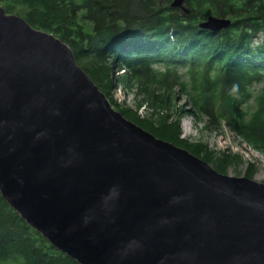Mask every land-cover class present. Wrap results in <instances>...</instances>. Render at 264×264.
I'll use <instances>...</instances> for the list:
<instances>
[{
	"label": "water",
	"instance_id": "obj_1",
	"mask_svg": "<svg viewBox=\"0 0 264 264\" xmlns=\"http://www.w3.org/2000/svg\"><path fill=\"white\" fill-rule=\"evenodd\" d=\"M0 191L81 264H264V181L127 118L68 43L1 5Z\"/></svg>",
	"mask_w": 264,
	"mask_h": 264
},
{
	"label": "trees",
	"instance_id": "obj_2",
	"mask_svg": "<svg viewBox=\"0 0 264 264\" xmlns=\"http://www.w3.org/2000/svg\"><path fill=\"white\" fill-rule=\"evenodd\" d=\"M172 2L0 0V5L68 43L77 61L88 58L83 69L105 85L106 93L115 84L136 89L143 96L140 106L149 103L155 116L144 119L126 108L119 111L155 136L215 161L219 171L242 159L190 142L181 137L178 122L170 124L172 89L180 85L196 115H205L214 125L225 119L230 130L264 155V85L254 92L264 80V40L255 42L264 32V0H185L181 9ZM80 12L93 23L91 31H86ZM210 16L231 23L220 30L201 27ZM182 67L188 79H182ZM251 99L256 105L248 111ZM0 264L81 263L22 218L0 191Z\"/></svg>",
	"mask_w": 264,
	"mask_h": 264
},
{
	"label": "rangeland",
	"instance_id": "obj_3",
	"mask_svg": "<svg viewBox=\"0 0 264 264\" xmlns=\"http://www.w3.org/2000/svg\"><path fill=\"white\" fill-rule=\"evenodd\" d=\"M166 1L167 0H160L161 3H165ZM183 6L185 7L184 4ZM179 8L181 9L182 7L179 6ZM78 17L85 25L86 31H91L93 23L85 17L84 12H80ZM263 40L264 32H261L258 38L255 39V42L261 43ZM82 61L78 59L77 62L80 63V66L83 68V65L88 64V58H84ZM156 68L163 67L156 66ZM178 70L182 79H188L189 75L186 67L179 68ZM116 73L117 71L114 72V75H116ZM109 76L110 79L113 77L112 72ZM96 83L105 93L114 109L120 110L121 108H126L131 115L137 114L144 119H150L155 116V113L152 111L153 107L149 103L144 101L140 106L139 103L142 101L143 96L139 94L136 89H126L120 84H115L113 85V88H111V92L106 93V90L103 87L105 85L97 81ZM263 85L264 80L254 86V92L258 93ZM172 90L173 107L171 111L167 110V113L170 114L171 125L178 122L177 126L182 138L193 143L201 142L206 144L209 148L216 150L218 155L220 153H228L230 155L237 154L241 156V161L231 162L225 172L218 170L219 172L228 173L234 176L246 175L259 181H264V155L253 149L240 136L230 130L225 122V119L219 120V124L214 125L209 124V119L205 115H196V112L190 103L189 97L186 92H183L180 89V85L174 86ZM255 105L256 103L253 99H251L250 104L247 105L246 108L248 111H252L254 110ZM177 107L179 111L177 110ZM184 109L192 112H182ZM162 110L166 112V109ZM210 164L214 166L215 161L210 162Z\"/></svg>",
	"mask_w": 264,
	"mask_h": 264
}]
</instances>
